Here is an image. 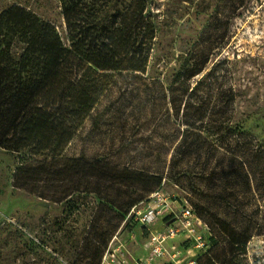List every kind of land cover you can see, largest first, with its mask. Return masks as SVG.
Instances as JSON below:
<instances>
[{
	"label": "trees",
	"instance_id": "trees-1",
	"mask_svg": "<svg viewBox=\"0 0 264 264\" xmlns=\"http://www.w3.org/2000/svg\"><path fill=\"white\" fill-rule=\"evenodd\" d=\"M54 1L60 26L27 4L0 10V147L11 154L61 157L89 121L87 136L106 135L113 154L73 159L86 175L151 191L161 188L168 165L171 180L190 179L191 190L203 199L193 211L210 231L198 263L233 264L246 256L253 231L264 227L255 212L244 211L253 198L264 202V172L253 170L262 164L264 141L234 120L228 108L236 99L232 86L195 81L209 55L191 46L170 73L151 74L161 16L153 0ZM152 126L170 153L160 155V169L149 172L140 162L151 154L139 146ZM23 166L19 171H28ZM195 178L208 184V200ZM244 187L250 197H243ZM142 200L113 203L112 210L121 222ZM100 260L101 253L86 264Z\"/></svg>",
	"mask_w": 264,
	"mask_h": 264
},
{
	"label": "rangeland",
	"instance_id": "rangeland-1",
	"mask_svg": "<svg viewBox=\"0 0 264 264\" xmlns=\"http://www.w3.org/2000/svg\"><path fill=\"white\" fill-rule=\"evenodd\" d=\"M153 1L161 16L150 73H170L179 54L191 46L203 48L209 55V63L195 81L207 82L210 78L213 82L218 79L225 89L232 86L236 99H231L228 108L234 120L264 141V0ZM14 3L27 4L42 17L59 26L62 23L60 8L54 0H0V10ZM213 67L217 69L209 76ZM116 95L115 92L113 96ZM90 128L88 121L61 157L11 154L0 147V264H86L100 253L102 264L111 248L119 254L125 253L132 262L143 257L145 239L150 232L132 221L130 214L120 222L111 205H123L132 199L143 198L137 207H144L159 187L147 191L143 185H121L86 175L82 166L73 159L83 155L91 158L96 154H113L108 149L106 135L94 132L87 136ZM155 131V126H152L143 132L144 141L139 146L151 154L140 162L149 172L160 169V155L170 153V146L163 145L162 138ZM111 161H114V156ZM121 161H127V156ZM248 161L251 167H255V160L250 158ZM42 163H46L43 170L29 171ZM228 164L230 162L227 161ZM21 165L28 167V171L20 172L18 167ZM253 170L264 172V158L259 169ZM193 182L200 193L208 187L207 183L196 178ZM145 185L150 186L151 182ZM192 185L190 179L181 182L171 180L166 166L160 187L171 194H179L195 210V202L203 199L191 190ZM203 193L204 197L207 196L206 191ZM251 193L244 187V198L250 197ZM259 205L261 212H258ZM13 207L11 215L5 216L8 208ZM244 211L255 212V219L257 217L264 225L261 197L259 203L253 198L252 204ZM119 222L120 226L112 235ZM167 223L160 221L153 231L164 229ZM252 234L247 255L238 256L233 264H264V227L260 231L255 229ZM188 239L186 235L179 234L169 239L167 246L172 249L186 244ZM189 249L188 254L180 259V264H192L194 261L199 264L198 258L204 251L195 244ZM158 260L172 264L169 258Z\"/></svg>",
	"mask_w": 264,
	"mask_h": 264
},
{
	"label": "built area",
	"instance_id": "built-area-1",
	"mask_svg": "<svg viewBox=\"0 0 264 264\" xmlns=\"http://www.w3.org/2000/svg\"><path fill=\"white\" fill-rule=\"evenodd\" d=\"M130 216L150 232V236L145 239L144 243L145 253L142 258L134 259L136 264H153L156 260L164 258H169L172 264H180L182 262L180 259L188 254L191 245L195 244L199 249L206 250V235L210 230L203 225L188 201L182 199L179 194H171L161 188L152 193L144 207H134ZM168 217L171 220L164 226V229L154 232L155 225L160 221H166ZM179 234H184L189 238L186 244L169 249L167 241ZM130 263L128 255L119 254L112 248L102 261V264ZM192 264H197V261Z\"/></svg>",
	"mask_w": 264,
	"mask_h": 264
},
{
	"label": "water",
	"instance_id": "water-1",
	"mask_svg": "<svg viewBox=\"0 0 264 264\" xmlns=\"http://www.w3.org/2000/svg\"><path fill=\"white\" fill-rule=\"evenodd\" d=\"M13 211H14V207L13 208H8V211L5 212V213L3 212V213L5 214V216H10Z\"/></svg>",
	"mask_w": 264,
	"mask_h": 264
},
{
	"label": "crops",
	"instance_id": "crops-1",
	"mask_svg": "<svg viewBox=\"0 0 264 264\" xmlns=\"http://www.w3.org/2000/svg\"><path fill=\"white\" fill-rule=\"evenodd\" d=\"M130 264H136V263H134V262L131 261ZM153 264H166V263L163 260H156Z\"/></svg>",
	"mask_w": 264,
	"mask_h": 264
}]
</instances>
